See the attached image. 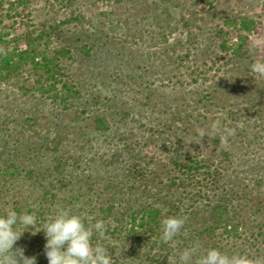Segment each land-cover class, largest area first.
<instances>
[{
  "label": "trees",
  "instance_id": "obj_1",
  "mask_svg": "<svg viewBox=\"0 0 264 264\" xmlns=\"http://www.w3.org/2000/svg\"><path fill=\"white\" fill-rule=\"evenodd\" d=\"M41 1L70 8V16L50 23H34L35 5ZM5 3L9 4L5 14L14 21L4 23V17L0 21V83L32 71L39 76L34 81L40 84L41 101L35 104L31 118H24L26 122L21 119L18 131L8 126L7 120L0 124V191L12 192L13 197L7 202L0 196V213L9 207L32 211L35 206L37 229L57 205L71 206L76 212L104 220L108 225L106 237L97 239L113 254L114 264H176L179 251L193 240L200 241L205 248L245 252L253 261L264 260L261 250L264 246V203L258 201L260 206L255 211L249 204L247 209L244 203L254 191L262 194L264 177L258 174L260 177L256 176V186L252 188L239 175L234 178L233 171L237 170L233 167L234 151L220 149L217 157L223 159L219 161L216 157H202L196 153L188 156L181 146L174 150L164 149V144L161 147L154 139L151 143L156 144L158 152L161 149L159 154L156 150L142 153L132 147L131 155L125 157L122 148H113L118 140L117 130L121 131V121L115 122V127H119L113 129L108 116L101 114L112 109V103H108L105 111L99 112L88 111L85 104L77 115L84 117L87 124L64 127L75 138L85 140L81 147L83 152H66V148L61 147L63 140L59 131L51 128L53 117L50 115L55 114L56 109L67 111L74 107L77 100L84 99V93L69 75L75 59L73 39L68 38L69 44L59 48L50 45L55 39L67 38L61 28L63 24L83 21L86 16L77 9L71 10L75 0H0V7ZM209 6L215 8V1H210ZM16 17L20 18L19 22ZM221 19L208 39H216L221 51L230 58L238 62L246 60L252 36L258 33L263 19L251 15H225ZM196 38L191 33L190 41ZM87 113L89 116L85 117ZM124 114L130 115L127 111ZM42 119L47 121L42 122ZM90 119L93 120L89 122ZM88 129L109 135L104 144L108 148L100 156L101 166L95 164L93 148L87 147L91 142ZM44 130L49 136L43 135L42 142L32 135ZM160 133L164 131L161 129ZM28 136H32L29 149L24 145ZM122 137L123 130L119 140L129 138ZM214 141L219 143L220 139ZM165 154L169 158L166 163ZM81 161L94 167L78 172ZM226 163H230L228 168ZM28 182L37 194H28V186H25ZM98 194L106 195L104 201H98ZM165 215L187 217L188 236L178 235L173 244L160 243V221ZM231 239L232 245L224 244V240ZM45 243L43 231L35 235L27 231L16 247H23L27 256H35L36 264H48Z\"/></svg>",
  "mask_w": 264,
  "mask_h": 264
},
{
  "label": "rangeland",
  "instance_id": "obj_2",
  "mask_svg": "<svg viewBox=\"0 0 264 264\" xmlns=\"http://www.w3.org/2000/svg\"><path fill=\"white\" fill-rule=\"evenodd\" d=\"M210 1L75 0L71 10L83 12L85 19L63 24L61 28L67 38L55 39L50 45L59 48L69 44L68 38L73 39L75 59L69 75L84 93V99L77 100L74 107L67 111L56 109L50 115L53 117L51 128L59 131L63 140L60 146L66 152H83L84 138H75L64 128L87 124L77 112L85 104L88 111H105V104L112 103V109L101 114L108 116L113 129L115 122L121 121V131L117 130L118 140L113 148H122L125 157L131 155L132 147L142 153L156 150L159 154L161 149L158 152L156 144L161 147L164 144V149L181 146L188 156L196 153L220 161L223 159L217 157L220 149H228L234 151L233 167L237 170L233 171V177L239 175L251 188L256 186V176L264 177V115L260 114L264 112V78L255 77L250 65L254 59L264 60V0H214L213 9ZM47 4L41 1L35 5L34 23H50L70 16V8ZM8 5L0 7V21L4 17V23L12 24L14 19L5 14ZM225 15L263 19L258 33L252 36L246 60L238 62L230 58L221 51L216 39H208L214 25ZM19 19L16 17L17 22ZM191 33L197 36L194 41H190ZM257 41L260 46L254 47ZM37 76L25 71L19 78L0 83V124L7 120L8 126L18 131L19 122L31 118L35 104L41 101L40 84L34 81ZM124 111L130 115L126 116ZM213 124L219 125V134L210 131ZM225 128L234 130V135L226 136ZM122 130V138L129 137L123 141L119 140ZM198 130H208V135L202 138ZM45 131L32 135L42 142L43 135L49 136ZM87 131L91 139L87 147L93 148L95 164L101 166L100 156L109 135L92 129ZM154 139L156 144L151 143ZM24 145L29 149L32 136L25 138ZM166 155H163L164 163L169 161ZM229 164L226 163L227 168ZM79 165L78 172L94 167L87 161ZM31 184L25 185L28 194H37L33 193ZM260 192L254 191L244 201L247 209L250 205L255 211L260 206L258 201L264 203V187ZM0 196L7 202L13 199L12 192L0 191ZM97 198L104 201L106 195L98 194ZM224 244L229 247L232 239L224 240ZM261 250L264 257V246Z\"/></svg>",
  "mask_w": 264,
  "mask_h": 264
},
{
  "label": "clouds",
  "instance_id": "obj_3",
  "mask_svg": "<svg viewBox=\"0 0 264 264\" xmlns=\"http://www.w3.org/2000/svg\"><path fill=\"white\" fill-rule=\"evenodd\" d=\"M259 46L257 41L254 47ZM250 71L255 77L264 78V60L254 59ZM210 131L219 134L221 130L213 124ZM223 133L231 136L234 130L225 128ZM198 135L203 138L208 130H198ZM34 207L32 211L9 207L0 213V264H36L35 256H27L23 247H16L27 231L32 235L44 232L48 264H114L113 254L97 239L106 237L108 225L104 220L76 212L71 206L57 205L37 229ZM186 222L185 216L165 215L160 221L159 242L173 244L178 235L187 237ZM176 264H264V260L253 261L245 252L205 248L200 241L193 240L179 251Z\"/></svg>",
  "mask_w": 264,
  "mask_h": 264
}]
</instances>
